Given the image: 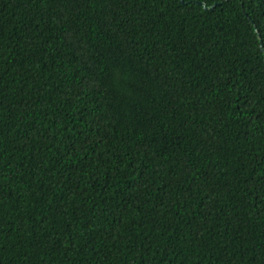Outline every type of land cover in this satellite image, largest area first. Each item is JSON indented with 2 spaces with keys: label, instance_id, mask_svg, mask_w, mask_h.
Here are the masks:
<instances>
[{
  "label": "trees",
  "instance_id": "16d2710c",
  "mask_svg": "<svg viewBox=\"0 0 264 264\" xmlns=\"http://www.w3.org/2000/svg\"><path fill=\"white\" fill-rule=\"evenodd\" d=\"M264 0H0V264H264Z\"/></svg>",
  "mask_w": 264,
  "mask_h": 264
},
{
  "label": "water",
  "instance_id": "95a60500",
  "mask_svg": "<svg viewBox=\"0 0 264 264\" xmlns=\"http://www.w3.org/2000/svg\"><path fill=\"white\" fill-rule=\"evenodd\" d=\"M258 37H259V39H260V44H261V46L262 45H264V42H262V40H261V36L258 34Z\"/></svg>",
  "mask_w": 264,
  "mask_h": 264
}]
</instances>
